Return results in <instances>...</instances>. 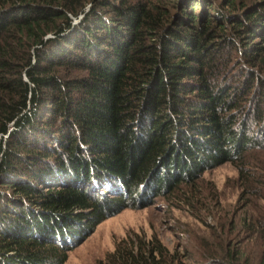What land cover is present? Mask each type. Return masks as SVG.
<instances>
[{"label":"trees","instance_id":"trees-1","mask_svg":"<svg viewBox=\"0 0 264 264\" xmlns=\"http://www.w3.org/2000/svg\"><path fill=\"white\" fill-rule=\"evenodd\" d=\"M252 151L264 0H0V264H65L108 217L225 163L243 177ZM247 226L264 239V215ZM217 249L204 264H264ZM161 254L108 264H175Z\"/></svg>","mask_w":264,"mask_h":264},{"label":"rangeland","instance_id":"rangeland-1","mask_svg":"<svg viewBox=\"0 0 264 264\" xmlns=\"http://www.w3.org/2000/svg\"><path fill=\"white\" fill-rule=\"evenodd\" d=\"M244 161L243 177L234 163H225L204 171L193 186L164 191L145 206L108 217L75 243L65 264H108L115 248L145 244L162 249L156 260L175 264H204L225 247L242 248L253 262L262 261L263 234L251 235L247 225L255 227L264 215V201L251 191V183L264 175V154L252 151ZM249 170L256 175L247 181Z\"/></svg>","mask_w":264,"mask_h":264}]
</instances>
